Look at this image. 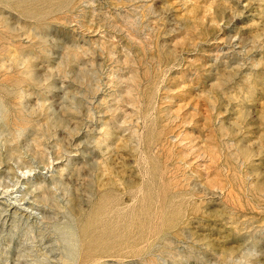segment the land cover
<instances>
[{"label":"rangeland","instance_id":"obj_1","mask_svg":"<svg viewBox=\"0 0 264 264\" xmlns=\"http://www.w3.org/2000/svg\"><path fill=\"white\" fill-rule=\"evenodd\" d=\"M0 264H264V0H0Z\"/></svg>","mask_w":264,"mask_h":264}]
</instances>
